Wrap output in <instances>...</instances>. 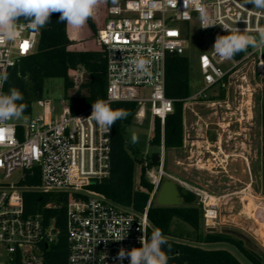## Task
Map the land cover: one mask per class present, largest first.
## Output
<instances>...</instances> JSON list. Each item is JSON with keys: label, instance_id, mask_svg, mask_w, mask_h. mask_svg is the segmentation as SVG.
Masks as SVG:
<instances>
[{"label": "built area", "instance_id": "2783aa9c", "mask_svg": "<svg viewBox=\"0 0 264 264\" xmlns=\"http://www.w3.org/2000/svg\"><path fill=\"white\" fill-rule=\"evenodd\" d=\"M202 8L215 25L204 28ZM105 10L107 19L97 35V42L104 47L106 57L104 100L111 107L116 103H134L138 107L137 117L149 115L153 122L159 119L162 125L159 161L155 164L158 165L157 173L147 169L149 162L141 165L152 185L148 204L142 213H138L120 207L90 189L108 178L111 169V129L105 130L87 119L92 107L78 114H72L66 107L55 120L51 118L55 112L52 108L47 115L30 117L25 125L7 121L0 124V264L17 261L44 264L43 247L53 246L59 240L60 230L54 219L46 222L42 214H26L24 196L29 191L70 195L66 223L68 264H121L117 259L121 248L130 251L141 247L140 237L144 233L148 236L150 228L148 210L165 179L196 197V207L202 211L206 230L220 225V211L231 194L216 195L165 170L163 126L176 102L165 95L166 59L169 54L186 55L187 40L193 28L225 35L222 25L236 26L241 31L247 28V33L258 39L259 29L264 28V10L254 9L242 0H118L117 5L107 3ZM40 34L41 28L34 31L25 26L15 42L0 45V70L9 73L33 55ZM25 44L27 47H22ZM137 57L150 61L149 74L141 75L135 71L130 61ZM198 70L201 88L183 100V145L191 152H198V162L205 169L210 166L227 172L224 165L235 162L238 156L224 155L223 147L234 148L238 144L235 127L241 129L246 123V131H249L251 122L255 118L257 121L255 101L258 106H264V46H250L239 59L224 60L215 51L201 54ZM226 79L238 82L246 111L239 110L240 118L234 121V118H223L234 115L233 112L215 109L211 120L217 116L215 125L222 129L215 143L207 141L198 129H192L197 131L192 136L185 123L186 106L208 100L214 91L223 88ZM3 91L6 92L5 84ZM37 103L43 108L51 105L49 101ZM194 115L199 124L200 115ZM261 141L264 150V130ZM239 144L249 152L248 139H242ZM212 147L216 151L211 150ZM240 159L244 160L250 177L243 193L252 197L249 157L243 155ZM36 175L40 179L38 186L24 184L27 178ZM240 202L244 204L243 200ZM123 264H129V259L125 258Z\"/></svg>", "mask_w": 264, "mask_h": 264}, {"label": "trees", "instance_id": "16d2710c", "mask_svg": "<svg viewBox=\"0 0 264 264\" xmlns=\"http://www.w3.org/2000/svg\"><path fill=\"white\" fill-rule=\"evenodd\" d=\"M104 0V17L98 26L90 18L81 29H73L65 22L59 21V13L50 16V23L41 28V34L33 55L25 58L21 64L9 71V80L5 90L16 87L23 94L18 103L27 105L23 116H31L34 104L44 96L45 82L48 79H62L65 100L72 114H78L92 107L97 100L106 97V57L105 49L97 42L99 29L107 19ZM243 52L235 56L239 59ZM83 70L87 78L80 85L86 95L79 94L70 98L68 92L75 88L70 72ZM165 95L175 100L174 111L167 116L163 126L164 148L166 151H178L183 145L184 104L190 97V63L184 55L169 54L166 59ZM113 109L126 110V119L118 120L111 128V162L110 175L101 183L90 187L91 190L104 195L120 207L142 213L149 201L152 186L142 169L141 185L144 191L134 187V171L140 158L135 150H130L126 141V130L133 124L137 105L134 103H116ZM260 122L264 128V106H259ZM162 125L159 119L153 122L152 144L161 147ZM150 165H154L152 157ZM29 187L40 184L39 176L27 178L24 182ZM181 191V190H180ZM184 200L182 207H160L154 203L148 210L150 237L153 228H160L167 238L170 250L165 246L170 259L168 264H264V257L248 248L244 241L231 234L203 233L202 211L196 207V197L181 191ZM70 195L65 193H43L29 191L25 194V212L27 215L42 214L46 222L54 219L60 230L57 244L43 247L44 264H68L67 243V206ZM178 220L193 229L195 235L175 230L174 222ZM226 246L237 251L238 256L223 248H205V246ZM14 264H22L15 262Z\"/></svg>", "mask_w": 264, "mask_h": 264}, {"label": "rangeland", "instance_id": "374dc122", "mask_svg": "<svg viewBox=\"0 0 264 264\" xmlns=\"http://www.w3.org/2000/svg\"><path fill=\"white\" fill-rule=\"evenodd\" d=\"M244 2V0H242ZM110 5H117L118 0H110ZM250 5V4H249ZM104 17V0L99 4L95 16L92 18L95 23L100 26L102 19ZM217 35H221L217 31L207 32L201 31L198 28H193L190 32V36L186 44V56L189 58L190 63V96L196 94L201 88V76L198 70V57L201 54H209L214 51L213 44ZM71 80L75 83V88L68 92L70 98H76L79 94L82 96L86 95L85 90L80 89V85L87 78V74L83 71H74L70 73ZM264 90V84H263ZM238 82L236 80L226 79L223 83V88H219L214 93L211 94L210 98L205 101H198L193 105H188L185 108L186 114L190 119L187 126L189 127V132L192 136L196 135L197 132L194 129H200L204 134L209 132L210 137L213 138V142H216L217 134L220 133V127L215 125L218 122L217 116L216 119L213 117L212 113L215 109L229 110L234 113V115H227L228 117H223L224 119H232L237 121L240 112H245V101L239 95ZM42 101H49L51 103L50 108L41 107L38 103L34 104L32 109L31 116H25L26 119L22 118L19 120H14L17 124L25 125L29 122L30 117L38 118L43 115H47L50 109H55V112L52 114L51 118L56 119L60 116L63 110L68 107L65 100V91L64 83L62 79H48L45 82L44 96ZM257 104L256 108V118L251 122L249 126V131L246 129L248 125L244 123L241 129L235 127V139L238 141V144L234 145L233 154L237 155L238 159L234 162L230 161V164L224 165L227 169V172H224L221 168L214 170L210 166H206V169L210 175H221L222 181L221 184L211 179L212 185L209 189L212 193L216 195L222 194H231L226 198L227 205L223 206L220 211V225L216 228V233L231 234L235 237L240 238L244 241L245 245L255 250L261 256L264 257V150L262 148V137H263V128L260 124V109L258 101H255ZM69 108V107H68ZM70 109V108H69ZM198 113V116L201 117V122L198 124V118L194 115ZM212 115V116H211ZM210 119V120H209ZM230 121V120H229ZM209 124V129H208ZM260 124V125H259ZM227 128V127H225ZM209 130V131H207ZM135 132L139 136V142L136 144L131 143V134ZM153 136V121L146 115L144 118L135 116L133 124L126 130V141L130 150H135L138 152L140 158H144L145 162H149L147 169L152 173H157L158 165H150V157L158 154L160 151V146L152 144L151 138ZM216 138V139H215ZM248 139L251 147L249 152L246 149H243L239 144L241 141ZM184 145H182L183 148ZM211 150H215L212 147ZM227 150V149H226ZM166 151V150H165ZM181 154L174 153V151H166V164L165 170L175 176H179L183 171L181 166L176 162L177 158H182L184 155V148L180 151ZM243 155L249 157L250 168L252 172L253 185L251 186V196H246L243 192L245 191L246 185L250 182V177L248 175L247 167L243 159H240V156ZM208 156H211L209 154ZM147 161H146V160ZM234 163V164H233ZM182 170V171H181ZM142 166L137 164L134 171V187L137 190L144 191L143 186L141 185L142 177ZM215 172H221L216 174ZM146 179L149 182L147 174L144 170ZM205 174V173H204ZM181 176V175H180ZM208 180L210 177L208 175ZM166 181V179L164 180ZM151 184V183H150ZM152 186V185H151ZM181 191H185L183 188H180ZM240 200L244 201V204H241ZM156 204V199L154 201ZM262 204V206L260 205ZM196 205V202H195ZM250 207L249 211L247 209ZM175 230L181 233L189 234L194 236L195 233L192 228L188 225L176 220L174 222ZM202 232L205 234L207 230L204 225L202 227ZM205 248H223L227 249L236 256L239 257L236 250L226 246H211L207 245Z\"/></svg>", "mask_w": 264, "mask_h": 264}, {"label": "clouds", "instance_id": "9594fccd", "mask_svg": "<svg viewBox=\"0 0 264 264\" xmlns=\"http://www.w3.org/2000/svg\"><path fill=\"white\" fill-rule=\"evenodd\" d=\"M102 0H0V45L5 42H15L21 31L27 26L38 31L47 23L50 16L59 13V21L65 22L73 29H81L96 10ZM254 9L264 10V0H244ZM201 19L204 28L215 25L210 22L206 10L201 9ZM227 34L217 35L213 44L215 53L224 60H231L237 54L245 52L250 46H264V28L259 29V38L247 33V28L241 31L236 26L222 25ZM135 71L141 75L150 73V61L142 57L130 61ZM10 74L0 70V124L10 120L26 119L23 113L27 107L23 94L16 87H10L8 92L3 91L4 84L9 80ZM129 113L123 109H113L105 100L92 103L91 115L87 119L95 121L101 128L109 130L118 121L128 117ZM139 142V136L133 132L131 143ZM124 237L117 239L122 240ZM141 247L130 251L121 248L117 259L123 264L125 258L129 264H168L170 256L165 246L170 250L167 238L160 228H153L150 237L145 233L140 237Z\"/></svg>", "mask_w": 264, "mask_h": 264}, {"label": "crops", "instance_id": "0c3cea01", "mask_svg": "<svg viewBox=\"0 0 264 264\" xmlns=\"http://www.w3.org/2000/svg\"><path fill=\"white\" fill-rule=\"evenodd\" d=\"M189 119H190V117H188V115L186 114V116H185V123L186 124L188 123L186 121H188ZM200 132H202L200 134L202 136H205L207 141H209L211 143H214L213 142V138L210 137L209 132H207L206 134H204L202 130ZM183 148L185 150V152H184L185 156L183 157V159L176 157V162L180 163L181 166H185V167L182 168L183 171L181 170L182 171L181 174H180L181 176L180 175L179 176H175V175L170 173L171 175H173L174 177H176L178 179H181V180H184V181L188 182L192 186H198V187L206 188V189H209L210 185H212L211 179L216 180L219 183V185H222L221 184V181H222V176L221 175L206 174L208 172H206L207 170L205 169V166L201 165V163L198 162V152L197 151H192L191 152L190 148L188 146H184ZM183 148L181 147L178 151H174V153L175 154L176 153L181 154L180 151ZM223 153H224V155L232 154L233 153V148L223 147ZM208 175L210 177V180L207 179Z\"/></svg>", "mask_w": 264, "mask_h": 264}, {"label": "water", "instance_id": "95a60500", "mask_svg": "<svg viewBox=\"0 0 264 264\" xmlns=\"http://www.w3.org/2000/svg\"><path fill=\"white\" fill-rule=\"evenodd\" d=\"M158 161L159 155L155 154L152 162L156 164ZM156 204L160 207H182L184 205V200L181 197L179 186L172 181H164L157 195ZM207 233H216V229H209Z\"/></svg>", "mask_w": 264, "mask_h": 264}, {"label": "snow or ice", "instance_id": "6c2138e0", "mask_svg": "<svg viewBox=\"0 0 264 264\" xmlns=\"http://www.w3.org/2000/svg\"><path fill=\"white\" fill-rule=\"evenodd\" d=\"M22 47L26 48V47H27V45L25 44V45H23Z\"/></svg>", "mask_w": 264, "mask_h": 264}, {"label": "bare ground", "instance_id": "6f19581e", "mask_svg": "<svg viewBox=\"0 0 264 264\" xmlns=\"http://www.w3.org/2000/svg\"><path fill=\"white\" fill-rule=\"evenodd\" d=\"M262 206V205H261ZM263 208H264V206H263ZM264 233V232H263Z\"/></svg>", "mask_w": 264, "mask_h": 264}]
</instances>
